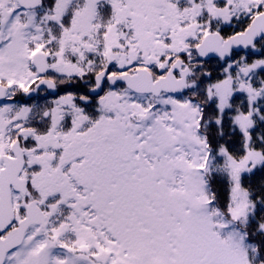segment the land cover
<instances>
[{
    "label": "snow or ice",
    "instance_id": "6c2138e0",
    "mask_svg": "<svg viewBox=\"0 0 264 264\" xmlns=\"http://www.w3.org/2000/svg\"><path fill=\"white\" fill-rule=\"evenodd\" d=\"M0 264H264V0H0Z\"/></svg>",
    "mask_w": 264,
    "mask_h": 264
}]
</instances>
